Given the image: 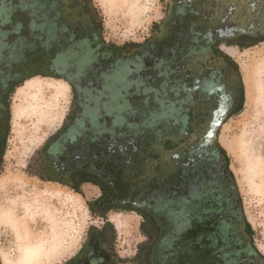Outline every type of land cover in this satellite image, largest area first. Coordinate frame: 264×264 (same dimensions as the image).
Returning a JSON list of instances; mask_svg holds the SVG:
<instances>
[{"label": "flooded vegetation", "instance_id": "flooded-vegetation-1", "mask_svg": "<svg viewBox=\"0 0 264 264\" xmlns=\"http://www.w3.org/2000/svg\"><path fill=\"white\" fill-rule=\"evenodd\" d=\"M40 1L44 11L35 31L40 46L36 55L26 53L32 61L18 65L24 70L17 75L49 74L64 80L75 86L76 107L59 138L44 147L38 177L60 185L65 182L74 193L71 188L85 178L77 172L104 180L106 189L84 183L76 194L90 185L100 192L94 200L105 197L115 202L119 197L122 206L134 209L121 211L141 217L140 230L146 239L138 255L142 248H149L148 264H206L208 244L216 246L214 264L252 262L232 176L225 173L226 162L216 142L218 127L237 110L241 87L237 70L218 52L264 42V0H170L161 39L119 53L114 47L119 45L105 42L101 31L93 27L81 0ZM10 39L0 37V63L6 62L0 68L10 69L15 60L8 57L12 49L5 48ZM28 42L26 37L24 44ZM5 79L1 73L0 154L7 116L3 102L13 81L6 79L4 89ZM155 114L166 116L167 140L174 146L162 158L175 167L168 182L163 185L155 174L142 173L141 166L151 163L145 157L119 156V171L107 174L94 157L93 144L124 142L125 132L133 131L145 147L144 130L131 123ZM100 218L103 226L88 230L83 246L68 264L117 262L114 225L107 215Z\"/></svg>", "mask_w": 264, "mask_h": 264}, {"label": "rangeland", "instance_id": "rangeland-1", "mask_svg": "<svg viewBox=\"0 0 264 264\" xmlns=\"http://www.w3.org/2000/svg\"><path fill=\"white\" fill-rule=\"evenodd\" d=\"M91 1L101 19L105 42L143 46L163 36L161 29L170 0ZM158 44L163 46L164 42ZM223 50L238 65L244 103L240 113L225 119L218 127L216 142L227 154L229 165L223 168L228 171L226 175L232 176L238 211L245 223L250 224L253 242L264 255V42L248 49ZM251 108L255 112L249 114ZM74 109L72 88L64 80L54 78L25 80L10 98L9 127L0 170L2 264H21L29 239L41 255L39 262L33 264H68L83 246L88 230L103 226V219L93 215L88 206L99 197L98 189L84 185L81 194H76L37 175L43 148L48 147L51 137L63 125L70 123ZM165 128L166 124L159 122L156 129H143L151 135L148 145H137L138 151L126 156L144 158L143 148H153L166 157L165 141L155 137L157 131ZM141 171L147 173L150 168L143 165ZM107 217L115 228L112 229L118 258L115 264H142L143 256L138 255V249L146 238L140 230L141 217L123 211L110 212ZM25 219L28 230L23 229L20 234L14 222Z\"/></svg>", "mask_w": 264, "mask_h": 264}, {"label": "trees", "instance_id": "trees-1", "mask_svg": "<svg viewBox=\"0 0 264 264\" xmlns=\"http://www.w3.org/2000/svg\"><path fill=\"white\" fill-rule=\"evenodd\" d=\"M81 7L82 11L89 17V21L93 24V27L96 29H99L102 31V24H101V19L99 18L98 12L94 5L92 4L91 0H81ZM42 4L40 0H0V14H4V17L2 16L3 19H1V25H0V37H10V43L5 44L6 47H10L12 50L8 53V57H13L15 60H13L12 64H9L10 69H5V68H0V74L5 73V78L6 79H11V86L9 87L8 93L5 95L4 99V106H5V111H6V121H5V132H4V137L5 139L3 140V147L2 151L0 154V170H1V164H2V159L4 156L5 148H6V136L8 132V121H9V110H10V98L15 91V89L22 84L25 80H29L34 76H23V74H20L21 76H18V71L24 70L23 67H20L18 69V65L22 64L26 61L30 62L32 61L31 56L27 55H32V54H37V51L39 49L40 43H39V36L38 32H35L39 28L40 24V14L44 10L41 8ZM56 5H52L50 8L51 10H54V7ZM8 25L6 28L4 27V24ZM26 37L28 38V43L24 44V41L26 40ZM256 45V44H255ZM254 45V46H255ZM24 47V48H23ZM116 48V52L119 53L127 48H139L141 46H136L134 44H123L121 46H114ZM243 47V46H242ZM22 50V52L18 50ZM28 52V53H27ZM27 53V55H26ZM3 55V54H1ZM119 55V54H116ZM218 55L223 57L224 60L230 61L233 64V67L235 70H237V73L239 71L238 65L232 58L227 56L224 52H218ZM26 56V57H25ZM3 57V56H2ZM9 59V58H8ZM7 59V60H8ZM3 61V59L1 58ZM0 64H6L5 63H0ZM19 79H17L18 77ZM43 77H52L54 78L53 75L49 74H41ZM238 78H239V83H240V100L239 104L237 107V110L233 113V115H236L242 111L243 103H244V86L242 84V79L240 74L238 73ZM6 79L5 82L1 85L2 88L5 87L6 85ZM58 79V78H57ZM9 83V82H8ZM72 89L75 88V86H70ZM5 89V88H4ZM74 100H75V107H76V97L74 93ZM72 115V113H71ZM71 115L69 119L71 118ZM232 115V116H233ZM231 117V116H229ZM228 117V118H229ZM141 123L140 122H132V125H137L141 126L142 129H148V128H153L156 129L158 127L159 122H163L164 115H159L155 114L152 116H149L148 118H145L144 116L141 118ZM129 124V123H128ZM127 124V125H128ZM67 123L63 125V127L58 131L57 134L51 137L49 140L50 142L56 141L60 134L63 132V130L66 128ZM133 130V129H131ZM166 130V129H165ZM147 131V130H144ZM149 131V130H148ZM164 131V130H163ZM170 132L164 131V133H160L159 131L156 132V138L165 141V147H163V151H165V154L168 152L172 151L174 149V146H169L170 142L167 140L169 137ZM126 140L124 142H119V141H110V142H105L101 141L100 143H94L93 144V149L95 150L94 157H98L103 164V168H105V172L107 174H110L112 172H118L119 169L118 167L121 166V162L117 160V158L126 156L127 154H131L134 152L138 151L137 145H139V142L137 141L138 135L134 133L133 131H126L125 135ZM151 136V135H150ZM149 135L146 134V132H143L141 134V139L142 141L148 140ZM165 139V140H164ZM136 146V147H135ZM44 150V148H43ZM42 150V151H43ZM218 150L221 152L223 157L225 158L226 166L228 167L229 162L227 158V154L225 150L218 146ZM143 155L145 158H148V161L150 160L151 163L149 164L150 171L149 173L155 174L159 179L158 182L165 185L168 182V176L169 172H171L175 167L173 166L170 167L169 165H166V162L162 160V155L160 154L159 151L153 150V148H143ZM127 157V156H126ZM126 166V165H125ZM121 172H127V169H122ZM76 174H84L85 178H82L78 180V183L76 186H73L71 189H74L76 193H80V185L84 183H93L95 185H100L103 189H106V184L105 181L99 178L98 176H93L91 174H87L85 171L83 173L77 172ZM62 185L66 186L67 184L65 182H59ZM120 198L117 197L118 202H108L105 197H101L97 200L89 202L88 206L91 211V213L95 216H100V217H106L107 213L109 211H133L134 209H131L129 207L122 206L119 203ZM141 214L144 215L143 212H140ZM210 219V218H209ZM246 235L248 236L249 239V254L250 258H252V262L249 261V264L255 263L257 260L259 261L260 264H264V255L261 254L258 249L256 248L254 242H253V232L250 224L246 223ZM215 245L214 244H208L206 246V259L210 258V261H208L206 264H214L215 259L214 257L216 256V251H215ZM139 256H143V262L142 264H148L149 262V248H142V251ZM138 256V257H139ZM197 256V254H196ZM0 264L1 260H0Z\"/></svg>", "mask_w": 264, "mask_h": 264}, {"label": "bare ground", "instance_id": "bare-ground-1", "mask_svg": "<svg viewBox=\"0 0 264 264\" xmlns=\"http://www.w3.org/2000/svg\"><path fill=\"white\" fill-rule=\"evenodd\" d=\"M248 97H249V90H248ZM33 209H34V211H36V208H33ZM14 224H15V227H16L17 231L20 232V234L23 231V229H24L25 232H27L28 229H27L26 226H27L28 222H27L26 219L25 220H19V221L17 220V221L14 222ZM26 241H27L26 242V246L27 247L24 249V255H23L22 259H21V264H33L34 262H39V260L41 259L40 258L41 255H39L40 252L35 251L36 249L33 248L32 243H30V239L29 240H26Z\"/></svg>", "mask_w": 264, "mask_h": 264}, {"label": "crops", "instance_id": "crops-1", "mask_svg": "<svg viewBox=\"0 0 264 264\" xmlns=\"http://www.w3.org/2000/svg\"><path fill=\"white\" fill-rule=\"evenodd\" d=\"M255 46H256V45H255ZM261 102H262V100H261ZM256 106H257V104H256ZM253 111L255 112L254 108L249 109V114H252ZM262 131L264 132V127H263ZM257 170H258V169H257ZM257 170H256V171H257Z\"/></svg>", "mask_w": 264, "mask_h": 264}]
</instances>
